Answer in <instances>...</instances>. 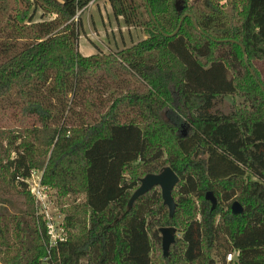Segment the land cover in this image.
<instances>
[{
	"label": "trees",
	"instance_id": "1",
	"mask_svg": "<svg viewBox=\"0 0 264 264\" xmlns=\"http://www.w3.org/2000/svg\"><path fill=\"white\" fill-rule=\"evenodd\" d=\"M11 1L0 0V19L12 14L0 25V264H218L221 246L222 264L230 251V264H264V0H105L146 37L91 55L79 38L96 0H16L14 14ZM236 92L247 106L227 111ZM168 165L174 216L159 186L129 207ZM37 170L74 200L54 244L28 184ZM168 225L181 236L165 256Z\"/></svg>",
	"mask_w": 264,
	"mask_h": 264
},
{
	"label": "rangeland",
	"instance_id": "2",
	"mask_svg": "<svg viewBox=\"0 0 264 264\" xmlns=\"http://www.w3.org/2000/svg\"><path fill=\"white\" fill-rule=\"evenodd\" d=\"M11 7L12 9L9 11H12L14 14L17 10L14 9L21 7V5L15 0V2L11 1ZM8 14L12 15L11 13H5V15L1 16L0 25L6 21ZM36 19H40V17L37 15ZM82 21L83 26L79 38V49L81 53L85 55L98 52L110 53L112 51H117L146 37L142 29L127 27L123 23L121 17L116 18L110 3L105 0H96L90 4L89 7L82 12ZM232 106L246 107L247 102L236 92L227 95L223 102V108L227 111L228 108ZM28 184L31 194L35 198L37 214L43 220L47 230L49 226L51 227L53 225L54 229L59 231L62 230L64 233L63 235H66L69 229L66 227V218L69 214L68 207H71L74 201L73 196L69 194L60 195L57 188L44 184L42 182V172L38 170L33 173L32 177L28 180ZM82 200H84V195H79L77 203ZM180 236L181 232L177 228L176 238ZM51 238L52 237H50V239ZM219 253L220 254H218L216 258L219 261L218 264H222L224 260L223 254L225 253L223 246L219 248ZM48 258L51 259L50 256ZM47 264L54 263L51 262ZM225 264H227L226 261Z\"/></svg>",
	"mask_w": 264,
	"mask_h": 264
},
{
	"label": "water",
	"instance_id": "3",
	"mask_svg": "<svg viewBox=\"0 0 264 264\" xmlns=\"http://www.w3.org/2000/svg\"><path fill=\"white\" fill-rule=\"evenodd\" d=\"M193 17L194 22L197 25L196 18ZM154 18V17H153ZM184 18V17H183ZM181 19V22L183 20ZM175 31V33L179 30ZM242 45V44H241ZM244 53L246 52L245 47H243ZM253 71V70H252ZM179 175L173 170L171 166H164L158 173H148L140 179L139 187L134 191L130 200L129 207H132L135 200L145 194L147 191L155 186H159L162 191V197L164 204L169 208V215L173 217L176 211L177 202L173 197V189L175 185L179 182ZM206 199L212 202V208H215L218 200L213 191H208L206 193ZM244 211L243 205L239 201H234L232 204V212L234 214H239ZM160 232L162 235V249L165 256L169 255L171 245L176 241L177 228L175 226H162L160 227Z\"/></svg>",
	"mask_w": 264,
	"mask_h": 264
},
{
	"label": "built area",
	"instance_id": "4",
	"mask_svg": "<svg viewBox=\"0 0 264 264\" xmlns=\"http://www.w3.org/2000/svg\"><path fill=\"white\" fill-rule=\"evenodd\" d=\"M94 1H92L90 4H92ZM48 233L50 234L51 244H54L56 241L58 240H63L65 238V235H63V231L62 230H56L54 229V226L52 225L51 227H48ZM236 251H230L227 253L226 255V262L227 264L233 263L236 260Z\"/></svg>",
	"mask_w": 264,
	"mask_h": 264
},
{
	"label": "crops",
	"instance_id": "5",
	"mask_svg": "<svg viewBox=\"0 0 264 264\" xmlns=\"http://www.w3.org/2000/svg\"><path fill=\"white\" fill-rule=\"evenodd\" d=\"M85 55V54H84Z\"/></svg>",
	"mask_w": 264,
	"mask_h": 264
}]
</instances>
